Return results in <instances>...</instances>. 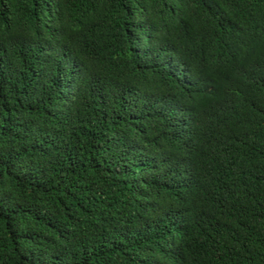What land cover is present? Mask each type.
Masks as SVG:
<instances>
[{
  "label": "trees",
  "instance_id": "16d2710c",
  "mask_svg": "<svg viewBox=\"0 0 264 264\" xmlns=\"http://www.w3.org/2000/svg\"><path fill=\"white\" fill-rule=\"evenodd\" d=\"M0 264H264V0H0Z\"/></svg>",
  "mask_w": 264,
  "mask_h": 264
}]
</instances>
